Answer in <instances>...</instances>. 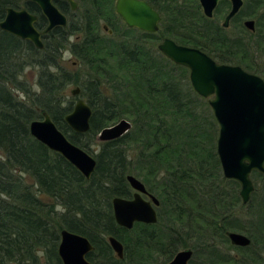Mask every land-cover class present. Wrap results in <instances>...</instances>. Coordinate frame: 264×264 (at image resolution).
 Here are the masks:
<instances>
[{
    "label": "trees",
    "instance_id": "1",
    "mask_svg": "<svg viewBox=\"0 0 264 264\" xmlns=\"http://www.w3.org/2000/svg\"><path fill=\"white\" fill-rule=\"evenodd\" d=\"M146 1L161 16L156 32L127 27L115 0H78L75 11L55 0L68 23L44 34L42 49L0 29V264H62L57 246L63 228L89 239L94 248L87 259L93 264H164L182 248H191L200 264H264V200L256 201L253 191L242 205L239 183L221 174L216 120L203 116L189 70L153 50L170 37L264 79V0H244L226 29L218 22L229 10L226 0L213 19L203 15L198 0ZM7 7L25 8L38 16L39 30L46 26L32 1L0 0V20ZM245 19L255 21L254 31L244 28ZM66 48L84 73L60 63ZM28 67L37 68V89L22 79ZM72 85L80 87L74 97H82L92 111L85 133L74 132L64 120L73 108L64 91ZM43 112L95 158L89 179L30 134V122ZM121 118L132 128L92 149L98 132ZM128 174L158 198L155 224L135 223L129 230L116 224L111 200L131 196ZM245 216L252 231L238 220ZM226 230L247 233L250 245H231ZM109 235L123 243L121 259L109 246Z\"/></svg>",
    "mask_w": 264,
    "mask_h": 264
},
{
    "label": "water",
    "instance_id": "2",
    "mask_svg": "<svg viewBox=\"0 0 264 264\" xmlns=\"http://www.w3.org/2000/svg\"><path fill=\"white\" fill-rule=\"evenodd\" d=\"M34 2L46 18L47 24L40 31L35 26L37 15L25 8L7 7L0 20V29L21 39L30 41L36 48L43 47L41 34L55 27L67 24L66 15L55 5V0H29ZM71 9L77 6L76 0H64ZM222 0H198L203 15L213 19L215 9ZM230 3L221 26L226 28L230 20L243 6V0H226ZM115 12L127 27L144 32H156L161 19L160 13L146 0H115ZM244 28L254 31L255 21L245 19ZM157 49L169 60L189 70V81L193 90L207 98L212 115L218 125L216 153L224 178L239 183V196L242 205L247 204L254 191L250 177L253 171L264 176V79L255 73L245 71L239 65L219 63L193 46L175 42L170 37L163 38ZM73 96L80 95V87L71 90ZM91 108L78 97L72 110L64 117L71 130L85 133L90 126ZM131 127V122L121 118L114 124L103 127L97 139L105 142L124 135ZM30 134L50 150L63 156L86 179L94 171L96 160L83 148L72 143L56 126L47 112L42 118L34 119L29 124ZM132 197L115 196L111 200L113 217L118 226L131 229L135 222L154 224L157 222L155 207L159 205L156 196L148 193L144 183L133 174L126 175ZM147 194L149 199H144ZM226 235L233 246L246 247L251 239L242 232L228 230ZM107 241L114 255L123 257V243L109 235ZM87 237L61 229L57 253L62 264H93L87 255L93 250ZM192 256L191 249L178 250L164 264H188Z\"/></svg>",
    "mask_w": 264,
    "mask_h": 264
},
{
    "label": "rangeland",
    "instance_id": "3",
    "mask_svg": "<svg viewBox=\"0 0 264 264\" xmlns=\"http://www.w3.org/2000/svg\"><path fill=\"white\" fill-rule=\"evenodd\" d=\"M115 13H113V12H110L109 13V15H111V20L114 22V23H116V25H119L120 27H122V21L121 20H119V19H117V15L115 16L114 15ZM115 18V19H114ZM222 21H223V17H220L219 18V23L221 24L222 23ZM230 24H231V20H230V23H229V25L226 27V28H229V27H232V26H230ZM242 24H243V21H242ZM244 26V25H243ZM225 28V29H226ZM103 31H105V32H107L106 30H103ZM74 38H75V36L73 35V36H71V39L72 40H74ZM160 42V40L158 41V42H156L155 43V45H154V48L155 49H153L154 50V54H155V52L157 53V55L161 58V56H162V53H160L159 51H158V49H157V44ZM73 58V56H72V54L69 52V50L66 48V50H64L63 52H62V57H61V59H60V63L63 65V66H65V67H68V66H70L71 68H72V70H74V71H78V72H80V74L81 73H84V71H85V67H83L82 65H79V64H77V63H75V64H72L70 61H69V59H72ZM171 61V60H170ZM242 67V66H241ZM243 68V67H242ZM244 69V68H243ZM257 75H259V74H257ZM261 77V76H260ZM36 78H37V68H35V67H28V68H26L25 70H24V72H23V74H22V79H24V80H26V82L27 83H29L28 85H30L31 87H32V89H37V86H36ZM264 81V80H263ZM29 86V87H30ZM74 85H72V86H68L66 89H65V91H64V93L67 95L66 96V100L67 101H72V104H73V106H74V103H75V101H76V97H74L72 94H71V90L72 89H74ZM16 95H19V94H21V92L20 91H15L14 92ZM199 96V95H198ZM201 99H200V102H199V104L203 107V109H202V114H203V116H212V110L210 109V107L208 106V102H207V98H204V97H200ZM197 101V100H196ZM198 102V101H197ZM125 119H127V118H125ZM127 120H129V119H127ZM130 121V120H129ZM216 124H217V122H216ZM217 127H218V125H217ZM132 128V124H131V127H130V129ZM216 135H218V130H217V132H216ZM217 137V136H216ZM98 142H102V141H100V140H98L97 139V137H96V140H95V144L94 145H92L91 147H92V149H97V147H98V145H97V143ZM254 172H252L251 173V175H250V177H251V179H252V181H253V184H254V191L256 192L255 193V199H256V201H258V202H260L261 200H264V176L262 175V174H260V173H258V172H255V173H257V175L256 176H254V174H253ZM222 174V173H221ZM224 178V177H223ZM226 180H233V179H227V178H225ZM27 182L29 183L30 182V179L29 180H27ZM40 197L42 198V199H44V200H46V201H50V199L49 198H46L45 196H43V195H40ZM255 199H254V201L252 200V202H251V207H244L242 210L244 211V212H248L249 211V209H251L253 206H254V204H255ZM242 217V216H241ZM240 217V219H238V220H240L241 221V224H243V228H245V230H251V228H249L248 227V222L246 221V219L245 218H247L246 216L242 219ZM252 231V230H251ZM240 232H243V231H240ZM243 233H245V232H243ZM245 234H247V233H245ZM227 252H229L230 253V255H235V254H237L236 252H234V250L233 249H228V251ZM191 259L193 260H195V262H196V264H200V262H199V258H197V257H195L194 255H192V257H191ZM191 259L189 260V262H188V264H192V262H191ZM12 264V263H11Z\"/></svg>",
    "mask_w": 264,
    "mask_h": 264
},
{
    "label": "flooded vegetation",
    "instance_id": "4",
    "mask_svg": "<svg viewBox=\"0 0 264 264\" xmlns=\"http://www.w3.org/2000/svg\"><path fill=\"white\" fill-rule=\"evenodd\" d=\"M60 1H64V0H60ZM223 1V0H222ZM66 2V1H65ZM76 2H77V6H76V8L73 10V9H71V7H70V9L72 10V11H75L76 9H77V7H78V0H76ZM230 4V3H229ZM69 5V4H68ZM243 5H244V0H243ZM70 6V5H69ZM65 14V13H64ZM66 15V14H65ZM38 17V16H37ZM66 17H67V15H66ZM37 21V20H36ZM123 21V20H122ZM47 22V21H46ZM67 23H68V17H67ZM47 24V23H46ZM125 24V23H124ZM67 25V24H66ZM65 25V26H66ZM65 26H63V27H65ZM58 27H62V26H58ZM45 28V27H44ZM43 28V29H44ZM55 28H57V27H55ZM55 28H53V29H55ZM43 29H41L40 31H42ZM52 29V30H53ZM102 29L103 30H106L107 31V33L108 34H111L112 33V31H111V29H109L108 27H107V25H105V24H102ZM136 29V28H135ZM39 30V29H38ZM139 30V29H138ZM51 31V30H50ZM141 31V30H140ZM46 33H48V32H46ZM46 33H42L41 34V39H42V41H43V38H42V36L44 35V34H46ZM43 46H44V43H43ZM43 48V47H42ZM42 48H38V49H42ZM66 50V49H65ZM69 61L72 63V64H75V63H77L76 61V59L74 58V56H73V58L72 59H69ZM75 87H77V86H75ZM79 87V86H78ZM208 100V99H207ZM132 190V193H133V189H131ZM147 190V189H146ZM148 191V190H147ZM148 193H150L149 191H148ZM152 194V193H151ZM155 196V195H154ZM130 197H132V194H131V196ZM130 197H128V198H130ZM142 197L144 198V199H149V196L147 195V194H142ZM159 206V205H158ZM158 206H156L155 207V209H157V207ZM156 213H157V210H156ZM157 220H158V216H157ZM135 223H140V222H135ZM134 223V224H135ZM144 224H146V223H144ZM155 224V223H154ZM134 226V225H133ZM132 229V228H131ZM228 230H226L225 231V234H226V232H227ZM239 232V231H238ZM245 234V233H244ZM227 236V235H226ZM228 238V237H227ZM229 240V239H228ZM230 242V241H229ZM235 247H240V246H235ZM182 249H191V248H182ZM182 249H179V250H182ZM192 250V249H191ZM178 251V250H177ZM192 255H193V250H192ZM174 256V255H173ZM192 257V256H191ZM191 259V258H190ZM166 263V262H165Z\"/></svg>",
    "mask_w": 264,
    "mask_h": 264
},
{
    "label": "clouds",
    "instance_id": "5",
    "mask_svg": "<svg viewBox=\"0 0 264 264\" xmlns=\"http://www.w3.org/2000/svg\"><path fill=\"white\" fill-rule=\"evenodd\" d=\"M58 210L64 211L65 209H62V208H60V207L58 206Z\"/></svg>",
    "mask_w": 264,
    "mask_h": 264
}]
</instances>
